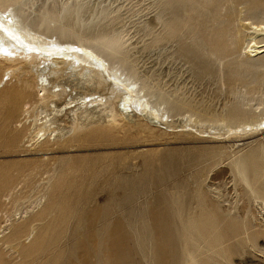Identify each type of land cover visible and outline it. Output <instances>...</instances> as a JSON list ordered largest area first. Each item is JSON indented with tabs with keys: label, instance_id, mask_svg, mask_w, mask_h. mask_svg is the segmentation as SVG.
Returning a JSON list of instances; mask_svg holds the SVG:
<instances>
[{
	"label": "bare ground",
	"instance_id": "bare-ground-1",
	"mask_svg": "<svg viewBox=\"0 0 264 264\" xmlns=\"http://www.w3.org/2000/svg\"><path fill=\"white\" fill-rule=\"evenodd\" d=\"M158 1L162 31L152 36L153 43L183 39L180 51L197 62L200 71H209L215 63L230 58L226 66L230 85H253L264 92V81L257 73L264 68V23L255 21L264 18V0H244L247 6L240 13L232 5L234 0ZM24 3L0 0V12L16 10L19 15ZM68 12V8H44L30 24L43 26L48 34L74 37L71 39H76L87 55L65 48L59 52L49 48L23 51L13 42L0 45V51L14 55H0V156L19 158L0 162V264H234V256L245 245L253 247L261 232H247L248 223H239L238 218L223 212L198 181L202 173L195 177L194 188L186 182L176 183L174 194L167 195L159 187L176 174L170 173L173 156H161L160 169L149 170L147 163L142 173L126 175L118 172L119 167L116 170L108 157L56 155L118 143L115 125H97V116L104 111L110 114L111 123L122 117L118 108L103 104L100 85H107V77L113 79L112 68L107 66L128 73L129 79L138 77L127 62L120 31L94 37L78 35L64 21ZM12 15L4 20L8 26L1 23V31L13 28ZM94 60L98 67L93 66ZM140 85L145 91V83ZM128 98L120 93L117 103L124 101L122 107H126V102H132ZM156 101L168 107L167 114L180 107L158 96ZM151 112L150 121L164 118ZM240 112L234 105L222 120L225 127L244 118ZM192 117L189 114L188 120ZM257 150L235 167L263 202L264 145ZM211 157L202 153L188 160L202 163ZM146 185L153 189L154 205L145 200L135 208L143 195L140 188ZM102 192H107L103 197L106 205L100 208L95 199ZM116 214L122 218L114 220Z\"/></svg>",
	"mask_w": 264,
	"mask_h": 264
},
{
	"label": "rangeland",
	"instance_id": "rangeland-1",
	"mask_svg": "<svg viewBox=\"0 0 264 264\" xmlns=\"http://www.w3.org/2000/svg\"><path fill=\"white\" fill-rule=\"evenodd\" d=\"M158 3V0H25L24 5L20 7L21 15H19L21 18L17 15L19 11L16 10L10 9L12 11L10 14L5 11L0 12V19H2L0 25L2 23V25L8 26V22L4 21L5 18H11L9 15L12 14L14 17L11 23L14 25L9 30L10 32L7 31L6 34L0 30V35L2 34L0 45L5 42L10 44L13 42L12 45H20L18 47L23 51L31 49L30 51L39 52L40 48H45V50L49 48L59 52L65 48L66 51L85 54L87 50L80 49L76 39H71L74 37H60L56 32L48 34L49 31L46 32V28L37 27L35 23H32L33 27L31 26L32 19H36L44 8H68L69 12L64 21L72 27L73 32L84 37H94L114 30L120 31L126 44L125 51L129 60L127 62L134 67L138 77L135 78V82L134 79H129L128 73L126 76L124 72L122 74L115 67L107 66L112 68L110 72L113 79L105 78L107 85L102 83L100 86L103 87L100 88H105L103 91L101 89L99 91L105 106L118 108L117 111L120 114L122 112V117H118L115 121V123L121 124L111 123L110 114L106 111H104L106 113L102 112L97 116L98 126L115 125L114 127L117 129L114 130L116 134L114 135L117 139L119 137V142L113 145H92L83 147L84 149L80 148L78 151L56 155L66 156L74 153L83 154V156L89 155L93 158L108 157L107 159L113 160L115 168L119 167L118 172L126 175L142 173L145 171L147 163L150 165L149 170L160 169L162 167L161 156L165 154L173 156L175 162L171 164L172 171L170 173L176 172V174L166 178L159 190L167 195H172L175 192V184L183 182L194 188L197 185L195 177L202 173L198 181L209 196L219 202L222 211L238 218L239 223H248L247 232H261L254 238L253 247H250L249 244L245 245L240 253L238 252L234 256V264H264V201L262 202L261 199L257 198L254 189L252 190V187L244 183L239 175V169L235 167L236 163L242 161L249 152L260 150L264 145V92L253 88V85H230L231 82L227 80L226 67L227 62L231 60L230 58L221 63H215L209 71H200L197 62L190 60L180 51L183 47L182 44L185 43L182 41L183 39L167 40L162 44L153 43V37L162 31V22L157 18L160 12ZM232 5L239 13L244 11L247 6L244 0H234ZM255 21H263L264 23V18L258 17ZM23 22L26 26L21 25L24 24ZM34 26L36 28L32 29ZM54 35L58 36L55 37ZM6 37L10 41H7ZM15 42L17 43L15 44ZM0 55L9 56L2 51H0ZM99 60L105 65L108 64L102 58ZM94 62H92L95 64L93 66L98 67L97 61L94 60ZM257 73L260 79L264 81V68L257 70ZM32 74L33 72L31 77L29 76V80L33 78ZM142 81L146 85L145 91L141 90L140 83ZM131 83L137 84L132 88L133 90L129 89L131 93L128 94L129 90L125 87L131 88ZM130 85L131 87H128ZM235 89L236 93H234ZM133 91L135 92L133 93ZM95 92L96 90L91 91V93ZM120 93L125 98L129 97L128 101H132L131 104L126 102V107H122L124 101H120L122 104L117 103ZM151 93L154 97L150 95ZM156 95L158 98H164L171 103H178L180 107L167 114L168 107L166 106V108L163 104L158 105ZM118 104L119 106H117ZM234 105L238 106L240 113L245 114V117L235 121L232 127L228 128L225 127L222 120L227 117V113ZM127 107L129 111H125ZM142 109L144 110L143 113ZM150 110L155 111L157 116L162 115L164 118L159 117V121L158 119L150 121L149 115H153ZM156 111L159 112L156 113ZM123 112L126 113L123 114ZM189 114L193 115V120H188ZM182 116L183 118H181ZM120 118L125 122L119 120ZM108 119L110 120L108 121ZM194 119L197 121L195 122ZM156 121L157 123H153ZM213 122L220 124L213 125ZM202 153H210L213 157L202 163L188 160L191 156ZM16 159L19 158L0 156V162L17 161ZM93 189L95 191L100 190L99 187ZM93 189L90 191L93 192ZM150 189L149 185L140 188L143 195L141 198L139 197V203L133 205L135 208H138L145 200L149 201L150 206L154 205L152 203L155 200L154 195L150 194L153 189ZM106 193H98L95 199L96 205L100 208L106 205L104 204L106 200L103 198ZM121 216V214H116L112 218L115 220L122 218ZM90 221L94 222V220Z\"/></svg>",
	"mask_w": 264,
	"mask_h": 264
}]
</instances>
